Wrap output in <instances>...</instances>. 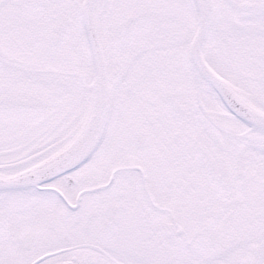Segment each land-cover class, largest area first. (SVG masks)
Listing matches in <instances>:
<instances>
[{"label":"snow or ice","instance_id":"1","mask_svg":"<svg viewBox=\"0 0 264 264\" xmlns=\"http://www.w3.org/2000/svg\"><path fill=\"white\" fill-rule=\"evenodd\" d=\"M0 264H264V0H0Z\"/></svg>","mask_w":264,"mask_h":264}]
</instances>
